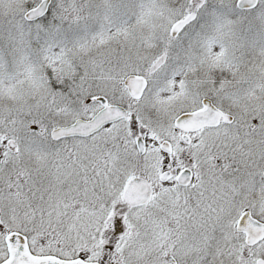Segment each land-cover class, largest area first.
<instances>
[{
	"label": "snow or ice",
	"instance_id": "1",
	"mask_svg": "<svg viewBox=\"0 0 264 264\" xmlns=\"http://www.w3.org/2000/svg\"><path fill=\"white\" fill-rule=\"evenodd\" d=\"M0 264H264V0H0Z\"/></svg>",
	"mask_w": 264,
	"mask_h": 264
}]
</instances>
